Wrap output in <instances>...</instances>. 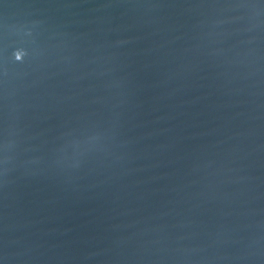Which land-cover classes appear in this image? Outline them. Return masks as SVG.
Segmentation results:
<instances>
[{
    "label": "water",
    "instance_id": "95a60500",
    "mask_svg": "<svg viewBox=\"0 0 264 264\" xmlns=\"http://www.w3.org/2000/svg\"><path fill=\"white\" fill-rule=\"evenodd\" d=\"M3 264H264V0H0Z\"/></svg>",
    "mask_w": 264,
    "mask_h": 264
},
{
    "label": "snow or ice",
    "instance_id": "6c2138e0",
    "mask_svg": "<svg viewBox=\"0 0 264 264\" xmlns=\"http://www.w3.org/2000/svg\"><path fill=\"white\" fill-rule=\"evenodd\" d=\"M0 264H3V261L2 260H0Z\"/></svg>",
    "mask_w": 264,
    "mask_h": 264
}]
</instances>
